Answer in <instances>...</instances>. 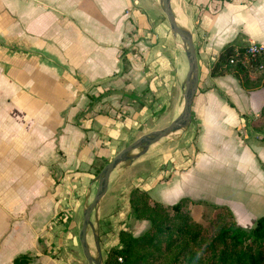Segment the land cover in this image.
<instances>
[{
	"label": "crops",
	"instance_id": "obj_1",
	"mask_svg": "<svg viewBox=\"0 0 264 264\" xmlns=\"http://www.w3.org/2000/svg\"><path fill=\"white\" fill-rule=\"evenodd\" d=\"M170 8L196 52L191 121L111 173L86 236L101 264L119 232L146 229L131 215L135 188L225 207L246 229L264 216V88L219 61L225 47L264 45V0ZM187 73L159 0H0V264H87L79 233L100 171L178 117Z\"/></svg>",
	"mask_w": 264,
	"mask_h": 264
},
{
	"label": "trees",
	"instance_id": "obj_2",
	"mask_svg": "<svg viewBox=\"0 0 264 264\" xmlns=\"http://www.w3.org/2000/svg\"><path fill=\"white\" fill-rule=\"evenodd\" d=\"M243 53L244 49L225 47L219 61L226 63ZM259 64L264 60L254 65ZM230 67L231 75L245 89L264 88V70L250 82L249 73L257 68L250 64ZM256 123L264 126V107ZM129 205L133 219L146 222L147 228L139 236L119 232V248L108 252L104 264H264V216L246 229L237 225L225 207L187 198L165 205L138 188L130 193ZM197 208L204 211L195 219ZM29 261L27 256H20L13 264Z\"/></svg>",
	"mask_w": 264,
	"mask_h": 264
},
{
	"label": "water",
	"instance_id": "obj_3",
	"mask_svg": "<svg viewBox=\"0 0 264 264\" xmlns=\"http://www.w3.org/2000/svg\"><path fill=\"white\" fill-rule=\"evenodd\" d=\"M159 4L170 32L173 36L179 38L185 47L188 73L183 86L182 109L178 117L175 118L168 126L136 139L128 146L120 150L100 171L97 178V186L93 200L83 212L82 225L79 233L82 253L87 264H101L98 259L91 256L87 246L86 236L91 214L99 204L101 198L105 195L109 184V178L113 170H115L118 165L143 155L152 145L157 144L170 135L185 129L189 126L191 121V105L198 86L197 59L193 41L190 33L177 24L170 8V0H159Z\"/></svg>",
	"mask_w": 264,
	"mask_h": 264
},
{
	"label": "built area",
	"instance_id": "obj_4",
	"mask_svg": "<svg viewBox=\"0 0 264 264\" xmlns=\"http://www.w3.org/2000/svg\"><path fill=\"white\" fill-rule=\"evenodd\" d=\"M264 60V45L250 43L244 50L241 56H232L228 59V66H246L250 64L251 67L258 68L259 70L264 69V64L254 65L256 62ZM257 66V67H256ZM121 262V259H118Z\"/></svg>",
	"mask_w": 264,
	"mask_h": 264
},
{
	"label": "rangeland",
	"instance_id": "obj_5",
	"mask_svg": "<svg viewBox=\"0 0 264 264\" xmlns=\"http://www.w3.org/2000/svg\"><path fill=\"white\" fill-rule=\"evenodd\" d=\"M230 67V66H229ZM244 67V66H243ZM264 70V69H263ZM263 70H259L258 68H257V70H256V72H252V71H250V73L249 74H253V75H257V71L259 72L258 73V75L257 76H259V75H261V73L263 72ZM202 210L204 211V209H202V208H197V210H196V215H195V219H197L198 217H199V215L201 214L200 212H202ZM139 223H143V222H139ZM146 223V222H145ZM146 228H147V223H146ZM146 230V229H145ZM144 230V231H145Z\"/></svg>",
	"mask_w": 264,
	"mask_h": 264
}]
</instances>
